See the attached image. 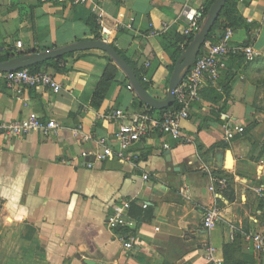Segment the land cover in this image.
Segmentation results:
<instances>
[{"label":"crops","instance_id":"crops-1","mask_svg":"<svg viewBox=\"0 0 264 264\" xmlns=\"http://www.w3.org/2000/svg\"><path fill=\"white\" fill-rule=\"evenodd\" d=\"M207 1L0 0V62L91 40L86 20L96 15L102 40L119 50L151 96L164 100L177 61L172 56L198 30L188 15H201ZM236 3L243 23L230 27L229 44L250 46L252 57L232 51L221 57L225 66L214 83L204 76L199 100L181 121V137L149 133L127 151L128 160L115 156L120 120L109 114L120 109L126 119L141 113L159 117L176 108L175 97L160 110L144 104L101 50L76 52L57 69L39 67L61 85L58 92L8 87V71H0V121L34 115L60 127L48 135L0 132V264H212L209 245L223 264L230 245L239 249L238 264H264V252L246 239L264 234V0ZM226 28L212 29L205 42H216ZM111 66L114 80L92 106ZM78 125L86 141L73 135ZM235 125L243 132L225 140L224 129ZM102 139L114 154L97 160ZM127 201L125 217L136 228L108 225L114 208ZM213 204L220 220L208 231L202 221ZM130 234L136 240L126 250L120 238Z\"/></svg>","mask_w":264,"mask_h":264},{"label":"built area","instance_id":"built-area-1","mask_svg":"<svg viewBox=\"0 0 264 264\" xmlns=\"http://www.w3.org/2000/svg\"><path fill=\"white\" fill-rule=\"evenodd\" d=\"M75 5H84L88 0H70ZM243 0H238L242 2ZM95 9V8H94ZM96 10V9H95ZM94 10V11H95ZM190 12V11H189ZM191 27L198 29V23L201 20V15L196 11H192L188 15ZM166 27V26H165ZM233 30L228 27L220 32L216 37V42L206 41L204 44L203 52L195 59L192 66L187 71L186 75L174 90V97L176 102V108L163 112L159 117H154L149 113L133 114L129 119H126V114L122 110L118 109L109 114L110 117L120 120L118 130L114 136L118 143V151L115 156L120 160H128L126 155L127 151L137 142L145 138L149 133H160L167 135L172 139H179L181 137V121L186 119L189 114L191 105L198 101L200 98L199 91L202 86L204 76L210 82H215L218 76V72L225 66L221 57L232 52H243L248 58L252 57V48L250 46L244 47H230L229 41L231 40ZM20 45V42H17ZM8 87H17L21 89L25 86L35 87L42 86L51 89L54 92H58L61 89V85L55 80V78L43 69L30 70L28 68L17 69L8 71L3 75ZM146 77H143V81H146ZM59 125L54 120H48L43 122L34 115H29L27 118L21 121H14L4 123L0 121V132L5 131V135L19 136L29 132H37L43 135H48L52 132L59 130ZM243 127L233 126L226 127L224 129V139L230 140L236 134H241ZM73 135L80 137L83 141L89 139V136L82 130V126L78 125L73 129ZM101 150L94 153V158L97 160H104L111 156L112 151L107 145L105 140L97 141ZM83 157L89 156L87 152H82ZM89 167L90 163L87 164ZM148 175L144 174L143 178L147 179ZM220 183L225 184V179H220ZM258 190V192H260ZM143 208L147 207V203L142 205ZM129 208V202H124L122 205L114 208L113 212L108 216L107 222L111 227L117 225L126 226L135 229L136 222L129 220L125 217V210ZM220 220V212L218 207L213 204L205 211L202 225L206 230H211ZM247 241L251 242L254 249L258 252H264V234L252 233L247 235ZM122 240L123 247L129 250L135 243V236L130 234L124 236ZM206 256L209 262L212 264H223V260L215 256V248L211 245L206 247Z\"/></svg>","mask_w":264,"mask_h":264},{"label":"water","instance_id":"water-1","mask_svg":"<svg viewBox=\"0 0 264 264\" xmlns=\"http://www.w3.org/2000/svg\"><path fill=\"white\" fill-rule=\"evenodd\" d=\"M227 0H214L193 38L174 64L164 100H158L151 96L137 79L132 67L117 53V51L104 40H80L61 47L47 49L38 53L20 55L0 62V71H12L38 65L48 60L60 58L69 53L84 52L88 50H101L113 61V63L125 74L129 84L137 97L148 106L155 109H163L171 106L174 101V90L182 81L190 66L198 56L207 36L212 31L220 12ZM187 14V11L185 12ZM88 264H92L86 261Z\"/></svg>","mask_w":264,"mask_h":264},{"label":"trees","instance_id":"trees-1","mask_svg":"<svg viewBox=\"0 0 264 264\" xmlns=\"http://www.w3.org/2000/svg\"><path fill=\"white\" fill-rule=\"evenodd\" d=\"M213 2H214V0H208L204 4V6L202 8L201 16H204L207 13V11L209 10V8ZM97 19H98V17L96 15H91L86 20V24L90 28L91 38L98 40V39H102V36L99 33V25H98ZM242 23H243V20L241 19V16L238 12L236 0H227L222 11L220 12V15H219L217 21L215 22L213 29H216L218 27H221V28L237 27L238 25H240ZM211 32L207 36V39L210 38ZM191 38H192V35L187 37L188 41ZM111 46L121 55L119 50L113 44H111ZM180 53H181L180 50H178L174 53V55L172 56L173 62H175L177 60ZM73 55H74V53H69V54H66L60 58L48 60V61H45L44 63L34 65L32 67H29V69L30 70H38L39 67H41L42 65H46L49 67H53L54 69H57L58 65L60 63H62L66 57H70ZM114 72H115V66H111L110 69H107L104 72V74L102 75L100 83L97 86L96 91H95L94 96H93V99H92V106L99 105L100 102L102 101V99L104 98V96L106 95L107 90L109 88V85L114 80ZM218 176H220V175H218ZM226 179H227V181H230V179L228 177H226ZM238 251H239V249H234L231 245L225 247L224 253L226 256L227 264H238L239 263L236 260V258L234 259L235 252L237 253ZM233 254H234V256L232 257ZM230 257H232V258H230Z\"/></svg>","mask_w":264,"mask_h":264}]
</instances>
